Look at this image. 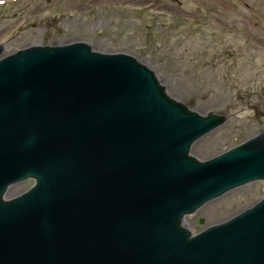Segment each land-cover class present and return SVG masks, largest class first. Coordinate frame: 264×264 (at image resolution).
Returning a JSON list of instances; mask_svg holds the SVG:
<instances>
[{
  "label": "water",
  "instance_id": "obj_1",
  "mask_svg": "<svg viewBox=\"0 0 264 264\" xmlns=\"http://www.w3.org/2000/svg\"><path fill=\"white\" fill-rule=\"evenodd\" d=\"M165 89L82 41L0 48V264H264V194L195 234L182 223L264 180V132L197 160L192 144L227 116Z\"/></svg>",
  "mask_w": 264,
  "mask_h": 264
},
{
  "label": "rangeland",
  "instance_id": "obj_2",
  "mask_svg": "<svg viewBox=\"0 0 264 264\" xmlns=\"http://www.w3.org/2000/svg\"><path fill=\"white\" fill-rule=\"evenodd\" d=\"M223 1L220 7L206 0L212 5L205 10L200 6L201 20L182 24L96 2L0 1V44L3 55L31 45L83 41L94 51L133 56L153 72L171 98L199 114L227 116L192 144L190 155L202 161L264 132V0ZM32 183L26 179L9 186L5 199ZM263 194L264 180L246 183L205 202L182 223L195 234Z\"/></svg>",
  "mask_w": 264,
  "mask_h": 264
},
{
  "label": "flooded vegetation",
  "instance_id": "obj_3",
  "mask_svg": "<svg viewBox=\"0 0 264 264\" xmlns=\"http://www.w3.org/2000/svg\"><path fill=\"white\" fill-rule=\"evenodd\" d=\"M197 0H80V4L97 3L94 5L104 7L126 6L137 9L138 11H147L156 14L164 23H192L198 17L201 20L200 12L204 9L211 8L212 4H205ZM209 2L222 7L223 0H208ZM219 2V3H218ZM195 7L194 10L188 11L184 7ZM203 6V9L200 8ZM226 13V11H224ZM222 15V11H220ZM156 17L155 15H151ZM3 48V45L1 46Z\"/></svg>",
  "mask_w": 264,
  "mask_h": 264
}]
</instances>
